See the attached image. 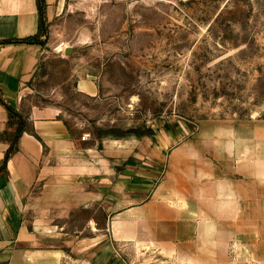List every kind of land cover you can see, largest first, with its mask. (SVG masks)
Returning <instances> with one entry per match:
<instances>
[{"label":"crops","instance_id":"crops-1","mask_svg":"<svg viewBox=\"0 0 264 264\" xmlns=\"http://www.w3.org/2000/svg\"><path fill=\"white\" fill-rule=\"evenodd\" d=\"M46 3L50 23L66 0ZM38 30L36 0H0V264H264V118L97 146L57 108L25 107L42 45L4 41ZM5 104L32 132L2 167Z\"/></svg>","mask_w":264,"mask_h":264},{"label":"rangeland","instance_id":"rangeland-1","mask_svg":"<svg viewBox=\"0 0 264 264\" xmlns=\"http://www.w3.org/2000/svg\"><path fill=\"white\" fill-rule=\"evenodd\" d=\"M38 41L25 107L57 108L97 146L264 118V0H66Z\"/></svg>","mask_w":264,"mask_h":264},{"label":"trees","instance_id":"trees-1","mask_svg":"<svg viewBox=\"0 0 264 264\" xmlns=\"http://www.w3.org/2000/svg\"><path fill=\"white\" fill-rule=\"evenodd\" d=\"M37 8L39 12V30L38 33L34 36H30L23 39H13V40H6L4 42H15V43H38L39 36L42 32L46 31V19H45V10L47 7L46 0H36ZM1 100V98H0ZM8 110V127L4 133V139L9 143V147L6 151L5 158L3 161L2 167H5L8 159L19 150V139L25 131L32 132L31 130V123L29 117L22 112L17 111L16 109L6 105ZM150 134V133H139V136ZM35 135V134H34ZM38 137L37 135H35ZM39 138V137H38Z\"/></svg>","mask_w":264,"mask_h":264},{"label":"built area","instance_id":"built-area-1","mask_svg":"<svg viewBox=\"0 0 264 264\" xmlns=\"http://www.w3.org/2000/svg\"><path fill=\"white\" fill-rule=\"evenodd\" d=\"M93 1H100V0H93ZM85 139H86V135H83L82 140H85Z\"/></svg>","mask_w":264,"mask_h":264}]
</instances>
